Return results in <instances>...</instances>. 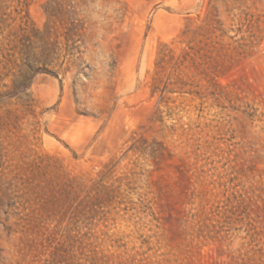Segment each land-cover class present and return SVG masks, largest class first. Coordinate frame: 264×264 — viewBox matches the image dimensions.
Segmentation results:
<instances>
[{
    "label": "rangeland",
    "instance_id": "1",
    "mask_svg": "<svg viewBox=\"0 0 264 264\" xmlns=\"http://www.w3.org/2000/svg\"><path fill=\"white\" fill-rule=\"evenodd\" d=\"M0 264H264V0H0Z\"/></svg>",
    "mask_w": 264,
    "mask_h": 264
}]
</instances>
